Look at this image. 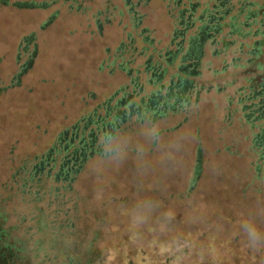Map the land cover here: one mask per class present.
<instances>
[{
    "label": "rangeland",
    "instance_id": "1",
    "mask_svg": "<svg viewBox=\"0 0 264 264\" xmlns=\"http://www.w3.org/2000/svg\"><path fill=\"white\" fill-rule=\"evenodd\" d=\"M229 1L181 70L177 0H0V228L31 264H264L245 232L264 234V54L243 26L264 0ZM74 127L101 152L57 180Z\"/></svg>",
    "mask_w": 264,
    "mask_h": 264
},
{
    "label": "trees",
    "instance_id": "2",
    "mask_svg": "<svg viewBox=\"0 0 264 264\" xmlns=\"http://www.w3.org/2000/svg\"><path fill=\"white\" fill-rule=\"evenodd\" d=\"M252 14L249 13V15L245 16V20L243 21V26H247V30H246V34L245 35H253L260 37V39L258 40H254L253 41V48L252 50H256L259 49L260 47H263V54H264V12L262 14ZM251 20L253 21V23L248 22L247 20ZM254 19V20H253ZM254 27V32H251V30ZM249 32L251 34H249ZM257 47V48H256ZM252 55L257 54L255 51L251 52ZM264 70V64L260 67ZM181 87H185L182 84V81L180 82ZM190 85L186 86L189 87ZM179 88V87H178ZM180 89V88H179ZM183 92H179L178 90L175 91L176 97L178 99L181 98ZM170 95V94H169ZM164 101V98L160 96H156V99L154 100H150L149 103L147 104V106L143 107V112H147L149 110H155L156 106L161 104V101ZM264 103V102H262ZM129 110L132 112L131 107H129ZM163 110H160L158 112V114H163L162 112ZM142 112V110H137L136 113H140ZM156 112V111H153ZM152 112V113H153ZM131 114V113H129ZM117 115L120 118V121L123 122L125 116L124 113L122 112H118ZM129 115H127V117L125 119L128 118ZM143 117V116H142ZM141 117V118H142ZM263 119H264V114H263ZM117 120V118H116ZM120 124V123H119ZM118 124H115V121L113 120V122H111V124H109L107 126V130L111 131L114 128L118 127ZM75 131L72 133L73 135V140H79L78 144L76 146H74L73 151L71 152V154H68L67 156H65V159L63 160V162L59 165V170L58 173L55 175V179L57 180H65L70 176V174L76 173L79 171V169L82 167V165L84 164L85 160L91 156L92 154L100 153L101 149H99L98 145L95 143L96 137L95 136H90L91 139H89V141H84L83 139H85L84 137V128L82 130L77 129V127H74ZM108 132V131H107ZM110 135L106 134V138ZM251 148L255 149L257 151V155L255 157L254 160V164H255V178L258 180H261L264 182V126L261 128V130L257 133L254 134L252 136V140H251ZM68 149L64 148V151L66 152ZM54 152V150H52L50 152V154ZM70 155V156H69ZM49 159H46V161H48ZM54 162V159H51ZM260 163V164H258ZM43 167V165L40 163L38 165L37 168H35V170H33V173H31L28 177H27V181H24L23 183V190H31V187L27 186V185H32L33 182L35 183L36 178H35V171H39L41 170ZM63 177V178H62ZM71 177V176H70ZM70 180V179H69ZM68 180V182H69ZM71 181V180H70ZM64 186H56L55 189L56 191H59L61 189H63V192H67L68 190L72 189L71 188V184H66V182L63 183ZM5 230H3L2 228H0V264H31V262L28 261L27 256L21 251V248H19V246L14 242H10L9 239L10 237L8 235L5 234Z\"/></svg>",
    "mask_w": 264,
    "mask_h": 264
},
{
    "label": "flooded vegetation",
    "instance_id": "3",
    "mask_svg": "<svg viewBox=\"0 0 264 264\" xmlns=\"http://www.w3.org/2000/svg\"><path fill=\"white\" fill-rule=\"evenodd\" d=\"M176 6L178 8V14L181 19V29H178L175 33V37H181V42H184V37L190 31L193 33L188 37L187 52L184 54L181 48H176L174 53H166L165 60L170 62L175 57L180 58L181 70H185V67L195 66V60L190 57L191 55L196 58L202 56L203 44L209 42L214 45L216 37L220 35L222 31V23L225 19L231 18V6L229 0H214L213 3H205L203 6L199 3L195 4L190 0L182 1L177 0ZM200 10L199 14H197ZM180 46V44H179ZM189 56L192 59V63L186 66L184 62ZM195 58V59H196ZM186 81L182 82L183 86L186 85Z\"/></svg>",
    "mask_w": 264,
    "mask_h": 264
},
{
    "label": "clouds",
    "instance_id": "4",
    "mask_svg": "<svg viewBox=\"0 0 264 264\" xmlns=\"http://www.w3.org/2000/svg\"><path fill=\"white\" fill-rule=\"evenodd\" d=\"M245 232L249 246L259 248L264 245V234H262L253 224L245 225Z\"/></svg>",
    "mask_w": 264,
    "mask_h": 264
}]
</instances>
